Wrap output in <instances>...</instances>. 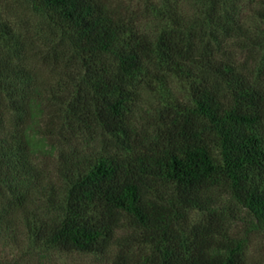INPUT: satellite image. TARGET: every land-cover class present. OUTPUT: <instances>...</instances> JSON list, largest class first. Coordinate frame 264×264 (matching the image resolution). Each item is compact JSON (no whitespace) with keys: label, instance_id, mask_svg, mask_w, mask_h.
Returning a JSON list of instances; mask_svg holds the SVG:
<instances>
[{"label":"trees","instance_id":"obj_1","mask_svg":"<svg viewBox=\"0 0 264 264\" xmlns=\"http://www.w3.org/2000/svg\"><path fill=\"white\" fill-rule=\"evenodd\" d=\"M28 1L76 72L32 86L0 15V238L19 245L21 226L110 264H248L230 229L238 208L264 233V0ZM173 84L179 98L141 109ZM56 153L53 173L35 167Z\"/></svg>","mask_w":264,"mask_h":264},{"label":"rangeland","instance_id":"obj_2","mask_svg":"<svg viewBox=\"0 0 264 264\" xmlns=\"http://www.w3.org/2000/svg\"><path fill=\"white\" fill-rule=\"evenodd\" d=\"M111 1L114 3L121 2L130 9H136L141 6V0ZM0 15L3 20L12 25L20 41H26L27 50L21 59V64L30 71V83L32 86L45 87L47 90H58L57 85L59 83L65 81L71 84L74 82L72 77L75 75L76 70L65 60V56L59 55L60 59L57 58V61L52 58L53 48H56L55 45L58 44L59 40L55 29L49 26L44 16L35 11L28 0H0ZM146 30L151 32L154 28L149 24ZM69 75H72V77ZM180 94L181 90L176 84H173L167 90H162L159 96L146 94L141 109L147 108L148 103L152 105L171 103L179 98ZM56 157L57 153L50 160L38 159L34 162V165L43 174L46 171L53 173ZM37 196L36 194L35 197ZM5 197V194L0 197V208ZM227 202L225 198L223 204L228 206L229 203ZM234 212L235 217L232 221L230 232L236 237L246 236L248 238L247 263L264 264V233L250 231L248 217L243 210L237 208ZM200 217L199 213L194 212L192 221L196 222ZM23 232L24 230L20 226L19 245H14L6 237L0 238V264H110L111 262L113 250H110L109 254L60 253L35 246L29 238L23 236Z\"/></svg>","mask_w":264,"mask_h":264}]
</instances>
